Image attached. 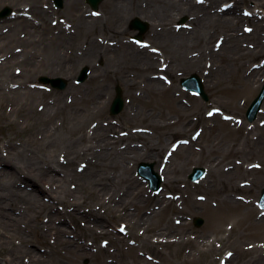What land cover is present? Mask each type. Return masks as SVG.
<instances>
[{"label":"bare ground","instance_id":"6f19581e","mask_svg":"<svg viewBox=\"0 0 264 264\" xmlns=\"http://www.w3.org/2000/svg\"><path fill=\"white\" fill-rule=\"evenodd\" d=\"M135 1L106 0L103 6L107 7V12L102 19H99L92 16L88 18L84 14L81 0H63V9L68 21L73 23L72 26L76 27L77 32L84 31L86 34L87 48L79 58L80 65L90 64L93 60L102 58L108 53L107 47L96 43L92 38L88 39L87 36L95 32H102V34L109 36H119V34L125 33L122 30V21L125 17L130 19L136 16L148 20V24L154 33L152 40L163 45L165 49L164 58L169 59V69L156 68L159 56L145 47L148 45L147 43H141L135 48L127 42L119 41V45L124 49L119 59L121 58V61L128 60L120 64L121 69L118 68L115 78L118 84H123L128 90L134 86H139L141 81L144 88L149 89L147 91L166 92L168 89L163 82L170 81L166 74H173L177 70H199L205 81L215 86L225 74L231 70L237 71L245 61L250 62L264 55V22L262 21L263 17L258 15L264 14V11L260 13L256 9H242L238 5L242 2L241 0H232L229 5H222L223 0H196L194 3L189 0H144L141 4L138 0V4H134ZM42 2V0H0V6L7 5L12 7L13 11L15 9L22 11V13L19 11V14H14L13 19L9 20L8 34L3 35L0 32V44L5 49L14 42L22 43L25 52L28 54L27 48L34 49L37 46L36 42H38L42 45L39 47L41 51L47 52V55L40 56L39 59L38 56L26 55L22 59V65L27 66L29 64L44 74H53L52 72L58 71L67 73L69 69L58 66L57 60L74 37V32L59 31L56 35L48 36L50 28L47 26V20L52 11L43 9ZM260 6H264V1L261 0ZM238 7L242 9L244 14L246 12V17L241 14L242 11L240 13L237 10ZM29 15L39 19L40 25L36 26L29 20ZM181 16H187L188 22L183 27H177L174 25L175 20ZM243 21L253 24V27H249L248 32L243 31L242 26L241 29L238 28ZM17 30L25 32L27 38L16 37L15 31ZM216 34H221L217 37L220 41L215 40L217 41L216 45L210 49L209 41ZM244 42H249V45L242 47ZM200 45H206V48L199 47L195 57L190 56L189 50ZM49 52H55V54L50 56ZM204 60L214 64L212 66L214 67L213 71L209 70V73H205L202 66ZM16 61L15 58L9 57L6 58L5 63L0 65V131H2L0 138V221L6 228L4 232L6 237L0 238V256L2 258L0 264H74L73 260L68 262L53 261V254L58 253L61 247L67 248L68 255L76 258L74 261H81L85 258L91 259V250L94 246L86 242L88 241L85 239L86 236L93 237L94 240L104 238L106 243L111 242L117 253H121L122 238L112 236L106 230L108 221L106 217L101 216L102 214H109L110 211L113 212L111 217H116L118 221L124 220L121 217L128 218L132 223V228L144 226L149 231L154 228V222L158 217L167 213L163 224L153 231L156 230V234L158 233V236L163 239L170 237L168 240H162V245L175 247L173 255L179 258L180 264H200L201 259L206 262L205 264H213L215 261L216 263L220 262V264H241L238 263L241 259H238L239 256H245L244 259L249 257L242 264H264V254L261 247L247 253L239 249L235 257L232 256L233 254L224 255L222 252L224 245L220 244L219 248H216L218 243L214 241L216 238L212 239L203 234L197 235L196 233L199 232L195 233L189 224L182 221L186 215L184 212H195V210L200 209L206 211L209 226L218 228V221L224 217V215L219 214L222 210L228 213L243 208L247 214L253 213V206L243 203L241 197L238 200L235 194L240 190L249 192L256 187L259 193L264 187V183L258 185L255 178L253 180L247 178L250 175H256L258 179L261 172L252 166H245L256 154L258 148L261 151L264 150V122L253 123L252 125L253 131L259 133L258 136L255 133V136H250V132L242 131L243 137H241L240 143H232L231 147L222 149L216 159H208L209 153L214 151V144H210L213 141L209 139L213 131L210 130L205 135L203 138L205 146L204 148L200 147L198 152H195L190 146L194 145L196 143L194 139H199V137H189L186 144L181 143L178 146L182 158L175 162L170 160L171 155L165 158L164 152L167 144L160 146L161 139L171 127L166 121L161 122L160 125L151 120L148 115L149 118L146 117L149 119L148 124L154 128L153 135H138L137 133L128 135V138L141 137L147 144L141 146L137 144L125 146L123 134L116 131V127L112 124L103 123L104 111L108 106L111 88L114 84L113 75L105 76L104 81L98 83L99 75L95 71V74L93 73L89 78L90 82L84 86H68L65 92H68L67 95H71V106L63 103L65 92L56 94L53 102L48 103L44 92L31 89L28 86L29 74L24 72L17 77L9 74L6 65ZM126 62H130L132 66L137 65L141 69L138 81L134 77L128 76L125 70H122L124 68L123 63ZM151 69L158 70L164 77L162 75L159 77L149 76L147 72ZM47 71L49 72L46 73ZM263 74L264 62L258 65L256 69H248L243 78L246 83L252 84L260 80ZM110 76L112 80H110ZM15 77L17 82L18 80L21 81L20 83L15 82L13 88L9 82H12ZM92 82L98 85L96 91L91 90ZM105 95H108L107 101H104L106 100ZM37 102H44L43 114L39 115L40 117L36 121L32 120V116L26 117L25 126H20L17 121L18 116H21L20 114L24 109L29 108L28 111H32L33 105ZM7 105L12 108L10 113L5 111ZM137 108L132 105L124 106L121 123L125 125L135 122L134 120L141 117L143 112L138 106ZM179 108L185 109L182 106ZM64 110H67V115L62 120L61 126L58 127L51 118L58 111ZM183 116L186 115L183 114ZM48 118L49 120H47ZM91 118L103 121L97 123L90 132H87V123ZM231 121L233 120H228L226 124H230ZM200 122L203 124L205 121L200 119ZM177 123L178 126L171 129L173 135L186 132V128L193 125L186 117ZM234 125L236 126L234 130H244L242 121H234ZM116 126L121 125L117 124ZM35 128L36 132L42 134L40 141L36 138V132L26 133L27 130L31 131ZM159 129L168 131L158 133ZM115 133H117L116 136H114ZM17 136L21 138V142L16 145L14 140ZM58 148H62L65 154L61 155L55 152ZM66 155L72 158H84V166L76 170L82 174L73 173L71 165L68 164L70 159L63 158ZM193 159L205 160L207 175L199 182V186L191 187L185 182L184 175L187 173L185 164ZM142 160L157 163L155 170L166 180L165 186L170 190L169 196L166 192L159 195H145V190L137 186L136 181L131 177L129 165L132 162ZM6 165L13 166V169L6 168ZM55 169L63 172L61 177L56 176ZM72 178L80 181V185L85 186L88 193L82 199L76 197L75 203L71 204L73 208L67 210V219L65 214L56 211L55 207L52 206L53 203L52 205L46 204L41 198L44 192L51 195L60 194L59 188L65 184L66 180ZM28 179L41 187L48 185L49 189L45 190L42 187L43 192L41 189L40 193V189L38 192L36 188L32 190L21 188L20 184L25 183V186L29 182ZM53 181L58 182L54 191L50 190L52 187L49 185V182L53 183ZM244 181L248 182L244 183ZM203 184L209 189V193L223 195L219 200L220 210L206 209L196 200L188 201L184 209H179L176 206L177 197L182 199L189 190H197ZM173 191H181L184 194ZM92 196L97 197V199H100V196H106V200H104L107 202L106 205L101 203L95 209L89 208L87 213L81 212V206L84 203L91 204L89 201H91ZM146 205H148V210L144 212ZM130 209L133 211H129ZM16 211H19L18 216L15 215ZM173 214L178 215L176 219L171 217ZM43 215L48 218L49 223L47 225L40 222V217ZM66 220L67 222L78 223L85 220L90 225L85 234L80 232V234H74L73 239H69L67 236L70 233L67 229L53 225L55 223H65L66 225ZM248 220L249 217L246 220L248 226L264 224L263 217L258 218L259 221H251V223H248ZM124 226L126 228V225ZM14 238L19 239L18 245L13 244ZM47 239L53 241L47 242ZM220 240L222 241V238ZM39 241L47 246L43 253L37 252L32 247L37 245L36 243ZM29 245L30 247H28ZM103 248L97 247L96 249L103 250L104 253L100 259V264H120L109 259L112 255L110 252L106 254L105 248ZM133 252L134 249L131 248L129 253L132 255ZM25 258L28 259L27 263H24ZM131 259V263L125 264H151L142 257L140 258L139 255Z\"/></svg>","mask_w":264,"mask_h":264},{"label":"rangeland","instance_id":"374dc122","mask_svg":"<svg viewBox=\"0 0 264 264\" xmlns=\"http://www.w3.org/2000/svg\"><path fill=\"white\" fill-rule=\"evenodd\" d=\"M43 9L51 10L52 14L50 15L49 19L47 20V26L50 28V32L48 36L56 35L59 31H67V33H73L74 37L70 41L69 45L66 46L63 50V53L58 57L57 65L61 68H68V72H52L53 74H44L42 71H40L37 68H34L31 65L24 66L22 65V59L25 58V56H38V59L41 58L40 56H46L47 52L41 51L39 48L42 46L40 43H37V46H35L34 49L27 48V52H25L24 44L19 42H14V44H10L8 48L3 49L2 45L0 44V65L2 63H5L6 58L9 57L15 58L17 61L14 63H9L7 66V71L9 74L13 76H18L20 73H27L29 74V77L27 79L28 86L31 89H38L46 94V101L53 102L55 95L65 92L68 86H84V84L89 83V78L95 74L99 75V79L97 80L98 83H102L104 81L105 76L113 75V86L111 88V97L109 99V103L107 108L105 109V117L103 120H98L97 118H91L90 121L87 123V132L91 131V128H93L97 123L100 121H103L104 124H112L116 127V131H120L124 138V145L127 146H133V145H147L146 142L141 137H133L128 138V135L131 133L135 135L136 133L139 134H146L148 136L153 135L154 128H152L149 124V116L151 120H154L157 124H162L161 122L166 121V123L170 124L171 127L170 130L165 129H159L157 132H164L168 131L165 136L161 139L160 146L163 144H167V147L165 148V158L166 156L171 155V159L175 162H177L182 156L179 153V147L181 143L186 144L189 140V137L192 138H198L194 139L196 140V143L194 145L190 146L191 149H193L195 152H198L200 147L205 146V143L203 142V138L205 135L211 131L212 134L210 135L211 139L210 141H213L210 144H214V151L209 153L208 159H216L220 155V151L224 148L231 147L232 143H240L242 135V131H248L250 132V136H255L254 133L258 136L259 133L255 130L253 131L252 125L253 123H262L264 122V102L261 105L260 112L257 114L254 121L249 122L247 121L245 117V112L251 101L255 98L257 93L260 90L261 85L264 83V74L261 76L260 80L253 82L252 84L246 83L244 81L243 76L245 75L246 71L251 69H256L258 65L262 64L264 62V55L259 56L258 58L249 61H245L239 69L231 70L228 74H225L222 78V80L217 85H211L208 82L205 81L203 74H200V71H192V70H186V71H179L177 70L175 73L171 74L168 73L166 76L170 81L163 82V84H166V89H168L166 92L164 91H156L151 92L147 91L148 88H144L143 83L140 81L139 86H134L131 89H127L123 84H118L116 81L115 75L117 73L118 68H120V64L128 59H125L121 61V55L123 54L124 49L121 48L119 45V41L127 42L133 47L137 48L139 45L142 44H148L147 47L152 51L153 53L158 54L159 58L157 60L156 68H166V70L169 69L168 60L165 59V49L163 48V45H159L156 43L153 39V30L148 24V20L146 19H140L141 21L145 22L148 25L147 31L142 36V39L140 41L136 40V36L138 34L137 31H134L130 28L131 21L136 18V16L131 17L130 19H127L126 17L122 21V30L125 31L123 34H119V36H109L106 34H102V32H95L94 34L87 36L88 39H94L96 43L105 46L108 48L107 54L102 56V58H97L96 60H93L90 64H79V58L80 56L85 52L87 48V40H86V34L84 31H78L76 27L72 26L73 23L71 21H68L66 13L64 12L63 5L62 8H58L54 5V0H42ZM106 0H103L97 7V9H92L90 5L86 2V0H81V7L84 12V14L90 18L96 17L99 19H102L103 16L106 14L107 7L103 6L104 2ZM133 0H130L132 2ZM194 3L196 0H189ZM202 1V0H200ZM206 1V0H204ZM242 2L238 3L240 8L253 10L256 9L260 13L264 11V6H260L261 0H241ZM264 1V0H262ZM144 0H139V4L143 3ZM224 3V4H223ZM232 3V0H223L221 2L222 5H229ZM134 4H138V0L134 2ZM237 8V10L242 11V9ZM4 9H8L9 13L5 16H1V13ZM15 9V8H14ZM16 11V12H15ZM15 11L12 10V7H9L7 5L0 6V28L1 33L3 35H6L9 33V20L13 19L14 14L22 13L21 10L15 9ZM28 13V12H27ZM244 17H246L245 14L241 13ZM32 15V14H31ZM29 15V20H31L36 26L40 25L41 21L34 16ZM259 16H262L263 22H264V14H258ZM255 16V15H254ZM127 19V20H126ZM188 17L187 16H181L179 19L175 20V24L177 27H183L187 24ZM245 25V26H244ZM242 29L243 31L248 32L251 27H253V24H248L247 22H241L238 26V28ZM250 27V28H249ZM121 31V30H120ZM245 34V33H244ZM248 34V33H247ZM16 37H19L20 39L27 38V35L25 32H20V30L15 31ZM221 34H216L212 37V39L209 41V48H214V45H216L218 40V36ZM246 35V34H245ZM217 40V41H215ZM215 41V42H213ZM35 42V41H31ZM223 45V44H222ZM249 45V42L242 43V47H247ZM141 47V46H140ZM200 48L205 49L206 45H200L195 46L189 50V55L192 57H195L196 51ZM221 49V48H220ZM55 54V52H49V55L52 56ZM59 55V54H57ZM163 56V57H162ZM53 59L52 57H48ZM166 61V63H163ZM161 65V66H160ZM168 65V68H167ZM214 64H211V62L204 60L202 61L203 70L205 73H209V70L213 71L214 67H212ZM122 70H125L128 73V76L131 78H135L136 81H138V76L141 75V69L138 68V66L132 64L130 62L123 63ZM83 68H86L88 70V75L86 79L82 82H78V78L80 75V72ZM155 68V69H156ZM121 69V68H120ZM203 71V73H204ZM47 71L46 73H48ZM148 75H152V77L161 76L160 72L154 71V69L149 70ZM192 74H196L202 84L204 91L206 95L208 96V101H203L200 97L195 96L188 91L184 90L180 87V80L186 77H189ZM51 75V76H49ZM110 76V80H112V77ZM9 82L10 85L14 88L16 78ZM40 77H47L50 79L54 78H62L65 83L68 82V85L65 84V88L63 90H57L52 88L49 84H41L39 82ZM162 77H164L162 75ZM109 79V78H108ZM21 80H18L17 83H20ZM93 86L91 88L92 91H96L98 88L97 83H91ZM119 87L121 90L122 99L124 102V106H134L136 109L137 106L139 109L143 112L141 117H139L137 120H134L135 122L126 123L125 125L121 123V114L122 111L117 115H111L109 112L110 105L115 98V88ZM42 88V89H41ZM149 90V89H148ZM68 92H65L63 103H66L67 105L71 106V95H67ZM84 93V92H83ZM104 101L108 100V95H105ZM44 103V102H43ZM43 103H35L32 107V111H28L29 108L24 109L23 112L20 114L21 116H18L17 121L20 126H25L26 117L32 116V120L36 121L37 118H39V115H42L45 108ZM176 104V105H174ZM184 107L185 109H180L179 106ZM5 111L10 113L12 111L11 106L7 105L5 107ZM187 109V110H186ZM35 112H38L37 114ZM185 114L186 116H183ZM215 115L214 117L212 115ZM67 115V110H64L62 112H57L54 117H52V122L56 123L58 127H60L62 120ZM149 115V116H148ZM148 117V118H146ZM179 117V119H178ZM183 117H186L187 120H190L193 125L186 128L187 131L183 133H179L178 135H173V131L171 130L172 127L178 126L177 121L182 119ZM207 118V119H206ZM50 119V120H51ZM144 119V120H141ZM200 119H203L205 122L202 124L200 122ZM49 120V118L47 119ZM199 120V121H198ZM228 120H233L230 122V124H226ZM234 121H242L244 130H234L235 125ZM120 124L121 126L117 127L116 125ZM10 131V130H9ZM6 132V131H5ZM11 132V131H10ZM35 133L36 128L30 130H27L26 133ZM12 133V132H11ZM36 138L40 141L42 140V134L40 132H36ZM2 131H0V138H1ZM6 134V133H5ZM117 133L114 134L116 136ZM202 137V138H201ZM263 139H264V133H263ZM21 142V138L19 136L15 137L14 144H18ZM1 146V144H0ZM240 148V147H239ZM57 153L63 155L65 152H63L62 148L56 149ZM163 154V153H162ZM63 158H68L69 163L71 165V169L73 173L79 175L82 173H78L76 170L79 167L84 166V161L82 157L79 158H72L68 157V155L63 156ZM205 159V158H204ZM201 159L198 161L197 159L191 160L189 163L185 164V169L187 173L184 175L185 182L193 187L195 185L199 186V182H201L207 175L206 172V164L205 160ZM140 162H145L153 165L154 171L157 168V163H154L153 161H137L132 162L129 167L131 168L130 174L132 179L136 181L137 186L142 187L145 191V195H159L166 192V194L169 196L170 190L165 186V179L162 177V184L159 191H151L148 188L147 183L144 182L143 179H141L137 173L136 168L137 165ZM252 166V168H255L257 171L261 172L258 179L256 175H250L247 178L252 179L255 178V181L257 180L258 185L264 183V150L261 151L260 148H258V151L254 156L251 157L247 165L245 166ZM6 168L13 169V166L6 165ZM194 168H202L204 173L203 176L198 179L197 181H193L189 179V175L192 172ZM246 168V167H245ZM54 173L56 176L61 177L63 172L58 169L54 170ZM111 173V172H110ZM109 173V174H110ZM129 174V175H130ZM246 179V178H245ZM28 183L24 186L25 183H21L20 187L25 190H32L33 188H36L40 193L42 187L45 190H48L49 186L44 185L40 186L37 183L33 182L31 179H28ZM248 182V181H244ZM50 184V190H56L58 186V182L53 181L49 182ZM30 184V185H29ZM48 186V187H47ZM56 186V187H55ZM183 187V185H182ZM209 189L206 188V186L203 184L201 187L197 190H189L187 194H184L181 191H173V192H179L184 194V198H178L176 201V206L179 209H184L188 201L190 200H196L201 205H204V208L209 210H220V198L223 196L222 194H214L209 193ZM261 191V190H260ZM259 193L257 192V187L249 192L245 191H239L235 194L238 200H240V197L243 199V203L246 205L249 204V206H253V213L249 215L247 214V211L243 208H240L236 211H229L228 213L224 210L220 211V215H224L222 220L218 221L217 225L218 228H214L209 226V219L207 217L206 211H201L200 209L195 210V212H184L186 214L182 221L186 222L190 225V227L194 230V232L197 235L203 234L206 237H210L212 239H215L214 241L218 242L216 248H219V245L222 244L224 247H222V252H224V255H232L235 257L236 252L240 249L241 251L247 253L252 252L254 249L261 247L263 249L264 254V224L262 225H247L246 220L249 217L248 223H251V221H259L258 218L263 217L264 218V212L260 210V208L257 205L259 196ZM43 192V189H42ZM60 194H50L47 192H44L43 197L41 198L42 201L46 204L52 205L55 207L56 211L60 212L61 214H65V217L68 219L67 210L70 208H73L71 206L72 203H75L74 201L77 199L76 197H85V195L88 193L85 186L80 185V181H78L75 178H72L71 180H66L65 184L59 188ZM87 196V195H86ZM178 196V195H176ZM64 200V201H63ZM106 200V196H100V199H97V197L92 196L91 197V204L84 203L81 207V212L87 213L89 208H96L99 207L98 204L103 203L106 205L107 202H104ZM56 202V203H55ZM69 205V206H67ZM149 205V204H148ZM148 205H146L144 212L148 210ZM129 211H133L130 209ZM185 211V210H184ZM15 215H19V211L15 212ZM167 213L161 214L160 217L154 222V228L152 231L146 230L144 226H136L135 228H132V223L128 218H123V221L117 220L116 217L113 216V212L110 211L109 214L106 213L102 214L101 216L106 217L108 221V227L106 230L112 234V236H119L122 238L121 242V253H117L116 250H114L113 245L111 242L106 243V239L101 238L94 240L93 237L86 236L85 239L87 243H89L91 246H94L91 250L92 258H85L81 261H74L76 259L74 256H69V251H67V248L61 247L60 251L58 253L53 254V261L56 262L57 260H63L64 262L72 261L74 264H100V259L102 257L103 250H96L97 247H100L101 249L105 248V253L107 254L110 252L112 255L111 258L114 261L119 262L120 264L125 263H131L133 257H139L143 258L144 260L148 261L151 264H180L179 258L173 255L174 246H167L166 244H163L161 242L162 240H168L170 237H165L164 239L162 237H159L158 233L156 234V230L158 226H161L163 224V221L166 219ZM178 215L173 214L171 215L172 218L176 219ZM114 218V219H113ZM171 218V219H172ZM200 218L202 219L203 223L201 226L195 225V219ZM40 222L42 224L47 225L48 218L46 216L40 217ZM124 225H126V228ZM24 224V223H23ZM60 224V225H59ZM62 224V225H61ZM22 225V224H21ZM25 225V224H24ZM54 226H61L62 228H65L68 230L70 235L67 236L69 239H73V235L80 232L84 233L86 232L87 227L90 225L85 220L78 222H67L65 223H55ZM152 226V227H153ZM218 229V230H217ZM45 230V229H43ZM6 231V228L4 224L0 221V238L6 237L4 235V232ZM100 231V230H99ZM195 235V234H194ZM222 238V241L220 240ZM52 239H47V242H52ZM147 241V242H146ZM159 242V243H157ZM13 244L18 245L19 239L14 238ZM37 245L32 246L37 252L43 253L45 252L47 246L42 241H39L36 243ZM138 246V247H136ZM30 247V245L28 246ZM103 248V249H104ZM133 248L134 252L129 253L130 249ZM105 254V255H106ZM244 255V254H242ZM104 256V255H103ZM245 257V256H244ZM239 256L238 259L240 261L238 263L245 262L248 258ZM2 260L0 256V261ZM243 260V261H242ZM242 261V262H241ZM28 259H24V263H27ZM201 259L200 264H205ZM195 264V263H191ZM213 264H220V262H213Z\"/></svg>","mask_w":264,"mask_h":264},{"label":"water","instance_id":"95a60500","mask_svg":"<svg viewBox=\"0 0 264 264\" xmlns=\"http://www.w3.org/2000/svg\"><path fill=\"white\" fill-rule=\"evenodd\" d=\"M55 4L57 6H61L62 5V0H54ZM102 0H87V2L91 5L92 8L96 9L98 4L101 2ZM6 13H8V10L5 9L2 13V15H5ZM131 28L138 30L139 31V35L138 38H141L142 34L145 33V31L147 30V25L145 23L140 22L138 19H134L131 22ZM86 76V69H83L82 74L80 76V80H84ZM40 81L45 82V83H52V85L58 89H63L65 87V83L61 80V79H47V78H40ZM181 85L191 91L197 92L198 94L201 95V97H203L204 100H207V96L204 93V90L202 88V85L200 83V80L198 79L197 76L192 75L191 77L187 78V79H183L181 81ZM116 98L114 99L111 108H110V112L112 115L118 114L122 108H123V100L121 97V91L120 89L117 87L116 88ZM264 99V85L260 91V93L258 94V96L256 97V99L253 101V103L251 104V106L249 107L248 111H247V118L249 121H252L262 103ZM138 172L141 176H143L144 178L148 179L150 181V187L152 189H157L160 183V179L159 177L153 172L152 170V166L145 164V163H141L138 167ZM202 172V170L200 169H195L193 174L191 175L192 178H196L197 176L200 175V173ZM261 204L264 206V193L261 199ZM202 223V221L200 219L196 220V224L197 226H200Z\"/></svg>","mask_w":264,"mask_h":264}]
</instances>
